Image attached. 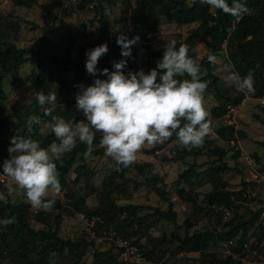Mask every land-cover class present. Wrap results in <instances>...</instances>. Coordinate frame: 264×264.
Returning <instances> with one entry per match:
<instances>
[{"label":"rangeland","instance_id":"374dc122","mask_svg":"<svg viewBox=\"0 0 264 264\" xmlns=\"http://www.w3.org/2000/svg\"><path fill=\"white\" fill-rule=\"evenodd\" d=\"M69 0H39V4L32 8L17 7L13 4V0H0V17L2 16L7 21H13V25L10 28V33L6 35V38L1 37L0 29V52L5 50L6 43L12 42L18 48L28 49V57L32 58L33 62H27L20 66L17 72H12L8 75L2 85H4V90L6 91L7 101H5L4 107H2L3 113L6 111L10 112L11 109L17 107H27L35 102L36 95L38 92H43L48 95L50 89H41L37 83L38 74V62L36 50L40 45L42 38L47 35L49 43L56 46L58 43L66 45L69 43L71 37H76V43L72 48V56L77 59L79 56L84 54L86 48L89 44H95L100 35V24L99 17L94 18V10H86L84 8H78L74 6L71 9L69 5ZM193 0H189L188 3L192 4ZM67 6L68 9L65 8ZM78 8V9H77ZM172 7L168 6L165 11L160 13L159 22L160 30L157 33H150L149 44L152 47L148 50L144 47L142 40L136 44L139 46V51L137 55L131 54V59L134 61V69L137 72L143 69L145 72H150L152 65L157 66V62L160 60L153 57V52L164 48L168 41L175 39L177 42L185 40L189 37L199 24L190 25H179L176 22H168L165 14ZM140 4L130 1L125 2L124 0H114V3L105 7L104 14L106 15V21L110 24L113 31L115 27H124L122 25L123 19L127 17L133 18L140 13ZM215 12V9H212ZM116 32V31H115ZM122 32V30H121ZM120 32V34H121ZM119 32H117L118 34ZM116 33H113L114 37H117ZM135 38V36H133ZM206 40L208 37L203 36L199 40L195 41L196 48L198 50L197 61L201 64L204 62H209L207 56L209 55L206 48ZM239 49L238 45H233L231 43L225 42L223 45V50L217 55V62L211 64L214 68L213 72L218 77V82L212 83V79H208L206 83L209 85V91L207 93V98L205 99V108L209 112V119L211 120L212 132L205 138L204 145L208 141H213L215 144L224 148L228 155L226 157V162L228 166L234 168L237 164L239 165V170H231L222 175L224 181L228 183V189L230 190H247L246 180L250 179V190L247 196V201L239 200L242 206L237 207L235 210L231 209L230 215H226L224 210L223 213H219L217 217L210 218L204 214H198V212L193 211V204L190 202H185L178 198L177 189L179 188V183L177 180L179 176L186 171L190 165L195 164L196 173L191 176V183L183 181L180 187L185 190H189L190 186L194 190L198 197L199 202H201L204 196L211 192L213 185L211 184L210 177L208 174L209 168L211 166H216L219 163L217 156H211V154L205 153L199 155L198 157H190L186 161L170 162L166 159L175 157L172 153H167V151L176 150L178 140L170 142V144L165 145L161 150L163 153L159 154L154 163L150 162L148 145L142 149L137 155V164L148 165L146 173L149 175H159L164 179L166 190L168 193L169 200H164L163 198L157 196L150 185L146 183L143 175L136 170H130L127 174L125 182L118 190L112 189L110 185L105 184V179L107 175L115 170V162L111 157L105 155H92V158L85 159L79 158L78 164H86L87 170L93 175L94 191L90 190L89 184L86 185L87 177L84 176L81 181L77 180V173L73 169L67 176L68 186L70 192L62 190L59 194V198L63 202V207L60 210L52 209L47 212L50 215V224L45 226L40 223L33 213L34 208L28 209V217L31 226L34 230H54L56 228L55 216L59 215L62 219V224L60 225V236L64 240L71 239L77 240L79 236L82 235L86 228L88 222L81 219V215L89 216L84 207L82 211L75 210L72 213V207L67 203L68 200H72L75 196L84 197L89 208H94L99 206L105 198L108 197L107 205L110 201H115L117 206L134 205L143 206L147 209L141 211L138 216H148V219L138 222L134 226V232L131 235H126V237L119 231H117L116 226L118 225H128V216L126 213L118 215V222L111 224V228L116 229L118 234L122 238H126L129 241L136 242L142 250L145 251H155L152 242H150L149 237L156 240H163V243L157 245V250L155 251L152 260L146 261L145 264H199L192 263V258L201 257L200 251L197 249V244L192 243L187 246L188 252H176L178 246L182 245L185 238V233L187 227L185 225L186 220H190L192 223V228L189 229L190 235H196L197 232L210 230L212 232L223 233L228 230L225 225H218L217 222L220 220L223 224L229 222L233 217L239 219L242 222H248L253 213L258 209L264 208V83L258 82L254 83L255 91L254 93H249L246 96V100L238 106L237 112L231 118L222 117L215 119L211 116V111L213 108L226 104L225 96L236 97L245 92L238 91L233 85L227 82L228 72L225 70L224 65H226V60L232 52ZM46 54L48 48L45 49ZM33 52V53H32ZM2 57H0L1 60ZM162 59V58H161ZM46 62L43 64L45 72L49 70L51 66V61L47 65ZM43 61V62H44ZM102 65H97L101 67ZM1 69H5V66L0 62ZM102 70V69H101ZM208 70L206 66L201 68V78L207 75ZM63 78L66 81H72L76 78V69L72 68L70 71L63 74ZM96 77L89 75L87 72L83 78L81 84L85 86H90L94 83ZM79 84V85H81ZM78 85V86H79ZM76 87L72 96L68 99H76L77 93L80 91L79 87ZM220 94V96L218 95ZM58 99V98H57ZM244 99V98H243ZM57 100L54 104H56ZM53 105L43 106V110L52 108ZM50 107V108H49ZM71 116H78L79 111L70 110ZM86 122V119H84ZM1 126V124H0ZM231 127L234 131L231 132ZM49 128V129H48ZM50 124L48 127H44L41 130L43 133H48L50 130ZM5 134L0 133V139H3ZM98 147V146H97ZM235 147L240 148V153L251 155L253 158L257 155V167L253 170L245 165L243 157L240 155L237 161L232 159V155L237 152ZM241 153V154H242ZM2 164L4 163L1 161ZM150 165V166H149ZM119 181V180H118ZM246 183V186H244ZM15 184V182H14ZM141 184L140 186H137ZM16 186V185H15ZM17 187V186H16ZM14 188V195L10 196L7 193H2L5 198H10L15 204L23 201V191ZM245 190V191H246ZM51 197V195H50ZM58 197V196H56ZM177 213L176 223L160 220L148 228L145 231V227L151 224L154 220L153 216L155 209H160L163 211H168L170 209ZM86 216V218H87ZM263 216L258 219L254 225L250 226L245 235L242 229H239L232 238L235 241L234 246H229L228 242L221 241L217 245L209 244L207 252L214 253L220 258H227L228 256H233L242 261V264H258L260 258L264 257V228L259 229V224H263ZM124 234L129 230V226L122 228ZM119 237V236H118ZM120 238V237H119ZM88 236L87 240L89 241ZM242 241V242H240ZM248 243L258 250V254L255 256L252 252H243L240 249L241 244ZM236 245V246H235ZM85 246H80L79 251H83L82 257H78L79 252L70 253L67 252L64 256L57 253H51L48 257L49 264H95L94 254L95 252H106L111 250L110 253L113 258L119 256V252H116V245L109 244L108 242L102 246L94 245L89 248H84ZM114 249H113V248ZM257 247V248H256ZM84 248V250H83ZM168 250L164 255L163 252ZM119 251V250H118ZM6 255V254H5ZM7 256V255H6ZM120 258V257H119ZM6 264H14L12 260H4ZM122 264H128L123 262Z\"/></svg>","mask_w":264,"mask_h":264},{"label":"trees","instance_id":"16d2710c","mask_svg":"<svg viewBox=\"0 0 264 264\" xmlns=\"http://www.w3.org/2000/svg\"><path fill=\"white\" fill-rule=\"evenodd\" d=\"M124 1L128 3L130 0ZM188 1L189 0H141V11L135 18H133L134 31L128 33L126 36L128 39H133V36H139L144 47L151 50L152 47L149 44V35L150 33H157L160 30V13L170 6L172 9L168 10L165 14L168 22H176L182 26L199 24L193 34L185 40L177 42V49H179L181 44L187 45L189 48L188 55L197 60L198 50L194 42L203 36L208 37V40H206V48L209 54L217 55L221 52L225 42L238 45L239 49L229 55L226 63L233 65V70L239 72L241 76L247 75L248 71L252 70L254 72V83H264V0H247V5L251 9V13L245 15L240 20H236L234 17L224 14L221 10L215 9V12H212L210 6L201 4L199 0H193L192 4H189ZM68 3L71 6V9L76 6L70 4V1ZM113 3L114 0H106L105 3H100L99 6L94 9L93 19L99 17L100 35L97 42L95 44H89L87 46L89 48H86L84 54L77 59H74L72 56V48L76 43V37H71L67 46L62 43H58L56 46L51 45V43L48 42L49 39L47 38V35H45L40 41V45L36 50L38 62L36 81L41 89H50V92H54L58 98L56 104L48 109L50 114H47L46 111L43 110V107L39 104L38 100L27 107H17L16 105L15 108L10 110V112L6 111L3 113L2 107H4L5 101H7V95L3 87L4 85L2 84L6 77L12 74V72H17L21 65L34 61L30 56L28 57V54L30 53L28 49L18 48L14 43L5 41L7 46L5 50L0 52V57H2L0 62L5 66V69H1L0 67V133L5 134V136H1L4 138L0 139V161L4 162L6 159L10 158L8 149L10 147L11 138L15 135L25 139H33L39 142L41 147L48 148L53 142H58L52 132V127L55 123L53 117H61L66 122H79L80 120L86 119L82 111H79L77 117L71 116L70 110L77 111L76 99L68 98L73 95L76 87L83 82V78L87 72L86 53L89 50L106 43L109 51L100 59L98 64L102 66L98 68H101L102 70L107 68L111 72L114 70L113 65L115 62L127 59V66L124 69L125 74L129 71H136L134 69L135 59L132 60L131 57L125 58L121 55L122 49L117 43V37L120 35V32L117 34V32L113 31L110 24L106 21V15L104 14L105 7L107 4L111 5ZM229 3L231 4V0H229ZM13 4L17 7L32 8L39 4V0H13ZM65 8L68 9L67 6H65ZM78 8L83 7L81 6ZM13 24V21H7L2 16L0 17V29L3 30L1 32V37H3V39H5L6 35L10 33V28ZM113 33H116L117 37H114ZM46 48L49 49L47 50V54L45 50ZM138 51L139 46L136 44L133 45L131 50L132 55H137ZM163 53L164 48L153 52L152 55L155 58L161 59ZM44 59H46L47 65L50 61L52 62L49 70L46 72L43 68V64L46 63ZM200 65L201 68L206 66L208 70L207 75L201 78L202 81L206 82L208 79H212L213 84L218 82V77L213 72L214 68L209 62L203 61ZM72 68L76 69V78L72 81L64 80L63 74L70 71ZM153 68H156V66L152 65L150 71ZM99 78L107 79V76H100ZM180 79H190V77L185 76ZM208 91L209 85L205 94V99L207 98ZM218 95L220 96L219 93ZM243 98L244 93L236 97L225 96L226 104L213 108L211 116L215 119L222 118L226 115L227 107L229 105L239 106L242 103ZM32 116L39 117L40 122L36 123L32 121ZM49 124L51 128L48 130V133H43L41 129L44 127L47 128ZM233 131L234 128L231 127V132ZM101 136V133H96L94 141L95 150L93 155H101L105 153V150L99 147ZM174 140H177L175 134H173V136L165 143L158 144L157 148L148 150V153H154L156 150L162 149L165 145L170 144V142ZM86 148V144L78 141L77 147L73 151L64 154L59 160L55 161L58 178L62 188L66 186L67 176L74 169L77 173L78 181H81L83 177L86 176L88 178L85 182L86 185L89 184L91 191L96 189L93 184L95 176L93 177L90 171L87 170L86 164H80L75 167L79 163L78 159L84 158L83 153L86 151ZM175 149L176 156L166 159V161H186L190 157L195 158L204 154V151H206L205 153L211 154V156H217L219 160L218 165L209 168L208 174L213 188L211 192L204 196L201 202H199L198 197L191 186L189 190L180 187L183 181L191 183V176L196 173L195 164L190 165L189 168L179 176V179L177 180V183H179V188L176 191L177 196L185 202L192 203L193 211L213 218L217 217L219 213H223L225 209L235 210L237 207L242 206V203H239L240 199L247 201V198L244 197L245 188L239 191L230 190L228 189V183L221 179L222 175L228 171L238 169V172H240L238 164L234 168L228 166L225 160L228 152L224 148L215 144L213 141H208L202 148H195L191 151L182 148L179 144H177V148ZM240 155V151H237L231 157L234 161H237L238 158H240ZM254 157L256 158L258 156L255 155ZM147 167L148 165L137 163H134L128 168L121 166L119 171L113 170L107 175L105 184L110 185L114 190H118L125 182L130 170H136L143 175L146 183L152 187L153 192L157 196L164 200H169L164 179L157 174H147ZM140 185L141 184H138L137 186ZM244 186H246V183H244ZM85 200L84 197L75 196L69 201L68 204L73 209L72 213H74L75 210L82 211L85 207L86 211L84 212L88 215L102 216V219L105 220V230L111 228V224L115 225L114 222H118L119 214L126 213L128 216V225L121 224L116 226L117 231H120L121 233L123 232L122 234L125 237L126 235H131L135 231L134 226H136L138 222L141 223L148 219V216H138L141 211L147 209L143 206H117L114 200L110 201L109 205H107L109 200L107 197L101 204H99V206L89 208ZM169 206L170 209L168 211L160 209L154 210L153 216H149L150 218L154 217V220L151 224L145 227L146 232L149 227L158 223L160 220L176 223L177 213L171 209V206H173L171 203ZM62 207L63 203L61 200L55 199L53 209L60 210ZM28 209V206L24 203L11 204L0 200V221L11 216H15L18 221L16 224L8 227L0 225V264H6L4 260L7 258L9 260L11 259L14 264H49L47 259L51 253H57L66 257L65 254L67 252L72 256V253H76L77 251L79 252L78 257L81 258L83 251H79L80 246L89 248L96 244V241L93 239H89V241L87 240L88 235L84 231L82 235L74 241L61 238L60 225L62 224V219L59 215L55 216L54 221L56 223V228H54V230H34L30 224ZM262 215H264V208H260L253 213L248 222H242L234 217L226 224H223L219 220L217 222L218 225H225L228 227L226 232L214 233L210 230H205L197 232L196 235L189 234L188 231L192 228V223L190 220H186L185 225L187 231L185 233L184 242L182 245L178 246L176 252H188L187 246L196 243L198 247L197 249L201 253V257L192 258V263L242 264L240 259L233 256L220 258L214 253L207 252L206 249L209 248V244L217 245L221 241L233 240V235L239 229H242L245 235L247 229L254 225ZM37 220L46 227L49 226L51 221L50 215L44 213L39 215ZM126 226H129V230L124 234L122 228ZM258 227L259 229L264 228L261 223ZM149 240L154 243L152 245L154 246L155 251L157 250V245L163 243V240H156L151 237H149ZM141 248L143 247L141 246ZM240 249L243 252L258 251L248 243L241 244ZM115 250L118 252L119 248L115 247ZM110 251L111 250L106 252H95V264H122L123 262L120 260L119 256L113 258ZM155 251L152 256V251L142 250L143 256L147 262H149L148 260H152ZM167 251L168 250H165L163 255Z\"/></svg>","mask_w":264,"mask_h":264},{"label":"clouds","instance_id":"9594fccd","mask_svg":"<svg viewBox=\"0 0 264 264\" xmlns=\"http://www.w3.org/2000/svg\"><path fill=\"white\" fill-rule=\"evenodd\" d=\"M199 2L236 20L251 13L247 0H231V4L229 0ZM139 40V36L128 39L121 33L117 37L121 55L130 57L132 46ZM176 45L175 39L167 42L162 59L150 72L141 69L127 74L124 72L127 59L115 62L111 72L97 67L109 51L106 43L89 50L86 53V70L96 78L90 86L79 85L80 91L76 95V110L83 112L86 122H66L61 117H53L52 132L58 142H53L48 148L41 147L33 139L13 136L8 149L10 158L3 164L0 161V200L15 204L2 193L12 196L17 186L24 193L19 204H26L30 210L33 207L36 219L42 213L47 214L53 209L55 199L61 200L59 194L62 190L70 192L68 182L64 188L60 184L55 161L73 151L78 141L87 146L84 158H92L97 132L102 134L99 147L115 162L117 171L121 166H132L145 145L163 144L173 134L179 145L188 151L202 148L205 138L213 130L205 108L208 84L201 80V65L188 55V46L181 44L177 49ZM207 59L212 64L217 62V57L211 53ZM224 68L228 72L227 82L246 95L254 93L252 70L241 76L231 64L224 65ZM100 76H107V79ZM185 76L190 79H180ZM36 99L42 107L51 106L57 96L54 92L48 95L38 92ZM46 113L50 114L48 109ZM31 120L40 122L37 116H32ZM17 222V218L11 216L0 221V225L8 227ZM111 229L114 228L108 230Z\"/></svg>","mask_w":264,"mask_h":264},{"label":"built area","instance_id":"2783aa9c","mask_svg":"<svg viewBox=\"0 0 264 264\" xmlns=\"http://www.w3.org/2000/svg\"><path fill=\"white\" fill-rule=\"evenodd\" d=\"M70 4L77 5L78 7H83L84 9L90 11L94 10L97 6H99L100 3H105L106 0H69ZM134 2L140 4L141 0H130V3L133 4ZM124 29L121 27H115L116 32H122L123 34L127 35L128 33H132L134 31V26H133V21L131 17H127L123 19L122 23ZM101 69V68H99ZM246 96L248 94H245V97L242 102H244L246 99ZM240 106V105H239ZM238 106H233L229 105L227 107V113L223 117H229L231 118L232 116L235 115L237 112ZM157 145L154 146H148V150H152L154 148H157ZM236 151H241L239 147H235ZM164 150L158 149L154 153H149V159L151 163H154L156 161V158L159 154L163 153ZM167 153H172L173 155L176 154L175 150L172 151H167ZM242 153V152H241ZM245 161V166L250 168V169H255L257 167V161L255 158H253L251 155L247 154H241ZM247 183V190L244 192V197L247 198L249 190H250V183L251 180L248 179L246 180ZM226 215H230L231 210L230 209H225ZM87 216V215H86ZM85 214L81 215V219L85 222H88L86 225V228L84 232L90 237V239H93L96 241L97 244L99 245H104L105 243L115 244L116 247L119 248V257L122 262L128 263V264H145L146 260L143 256L142 249L140 246L133 241H129L126 238H122L114 229L111 230H105V221L99 216H87L86 218ZM120 238H119V237ZM229 246L234 245V241L230 240L228 242ZM258 251H253V255H257ZM260 262L258 264H264V257L260 258Z\"/></svg>","mask_w":264,"mask_h":264}]
</instances>
